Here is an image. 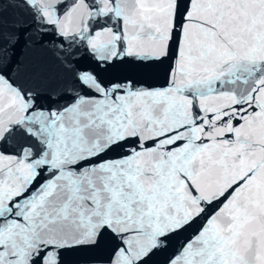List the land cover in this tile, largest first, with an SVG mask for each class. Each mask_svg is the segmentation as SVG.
Segmentation results:
<instances>
[{
  "label": "snow or ice",
  "instance_id": "6c2138e0",
  "mask_svg": "<svg viewBox=\"0 0 264 264\" xmlns=\"http://www.w3.org/2000/svg\"><path fill=\"white\" fill-rule=\"evenodd\" d=\"M181 236L164 264H264V0H0V264Z\"/></svg>",
  "mask_w": 264,
  "mask_h": 264
},
{
  "label": "water",
  "instance_id": "95a60500",
  "mask_svg": "<svg viewBox=\"0 0 264 264\" xmlns=\"http://www.w3.org/2000/svg\"><path fill=\"white\" fill-rule=\"evenodd\" d=\"M82 66L88 67L90 62L87 57L81 61ZM106 81L120 82L125 79H133L145 82L151 86H161L165 79V69L163 66H141L133 61L125 59L123 62H116L110 67L100 72ZM190 235V233L188 234ZM184 236L174 238L166 253L159 254L153 258V264H164L168 255L175 252L180 246ZM111 245L108 241H103L101 245L91 250H81L70 252L65 255V264H91L96 259H106L110 254Z\"/></svg>",
  "mask_w": 264,
  "mask_h": 264
}]
</instances>
